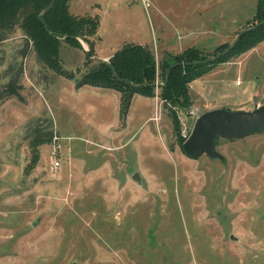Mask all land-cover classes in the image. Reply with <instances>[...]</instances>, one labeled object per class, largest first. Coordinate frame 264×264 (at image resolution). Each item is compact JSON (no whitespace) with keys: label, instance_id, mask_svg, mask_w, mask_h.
<instances>
[{"label":"rangeland","instance_id":"obj_1","mask_svg":"<svg viewBox=\"0 0 264 264\" xmlns=\"http://www.w3.org/2000/svg\"><path fill=\"white\" fill-rule=\"evenodd\" d=\"M201 2L232 3L229 26L250 15L224 46L256 22L257 0H69L68 10L100 17L97 53L104 56L123 38L155 48L185 42L186 15ZM208 36L212 45L222 33ZM62 49L60 67L71 78L99 66L93 55L81 64L79 51ZM151 49L157 67L163 54ZM199 50L204 58L219 52ZM160 75L156 68L155 103L133 99L128 126L114 131L117 101L74 92L19 28L0 42V264H264V129L217 137L221 159L190 157L180 142L207 110L264 105V40L189 83L188 107L159 98ZM45 129L51 141L33 148ZM90 139L123 145L101 149Z\"/></svg>","mask_w":264,"mask_h":264},{"label":"trees","instance_id":"obj_2","mask_svg":"<svg viewBox=\"0 0 264 264\" xmlns=\"http://www.w3.org/2000/svg\"><path fill=\"white\" fill-rule=\"evenodd\" d=\"M49 2L50 0H0V42L5 40L15 27L19 28L25 38L31 42L32 49L40 62L55 73L71 78V74L60 67V45L66 43L72 47H81L79 42V38H81L88 45L86 58L93 55V41L96 40L99 17L70 14L69 0H55L52 8L42 14ZM41 14L42 17L39 20L38 16ZM253 17L256 20L255 23L264 19V0H257ZM91 37H93L92 40H90ZM262 40H264V23L241 36L235 47L225 56L208 64L177 66L170 70L167 81H165L166 71L171 64L190 63L205 59L202 52L197 48H187L177 54L164 52L156 67L150 47L124 44L109 58L108 62L100 61L98 67L89 69L82 78L77 80V86L91 85L117 90L121 95L120 113L122 117H125L134 94L147 97L155 96L154 80L156 68H159L160 76L163 79L159 98L163 102L171 100L185 108L190 105L189 83L207 73L215 65L224 62L231 52L243 53ZM226 47L222 45L216 50L220 51ZM110 65L120 79L114 76ZM8 90L12 94H16V89L13 86L9 85ZM171 120L174 132L179 134V122L177 115L173 112ZM52 136V131L45 129L35 134L31 145L34 148L39 144L49 143ZM184 140V138H180L181 144Z\"/></svg>","mask_w":264,"mask_h":264},{"label":"crops","instance_id":"obj_3","mask_svg":"<svg viewBox=\"0 0 264 264\" xmlns=\"http://www.w3.org/2000/svg\"><path fill=\"white\" fill-rule=\"evenodd\" d=\"M211 4H214L213 2H201L198 3L197 5L194 6V8H192L193 10V14H190L191 12H189L185 18V20L187 21L188 25L186 29H184L185 31H183V33L186 35V41L185 42H180L176 45H162V47H157L155 48L152 44V41L148 40H141V38H123L122 40L119 41V43L117 44L116 48H114L113 50H111L110 52H108L106 55L101 56L97 53L98 50V46L100 45V41H101V36L98 33L99 29H100V17H99V25L97 28V32H96V43L94 45V52L95 55L94 56V60L100 62V61H108L109 58L116 52L118 51L124 44H136V45H142V46H148L150 48L156 49V52H158L159 50V55L163 54L164 52H168V53H172V54H177V53H181L183 50L187 49V48H197V49H216L222 45L225 44L224 41H226L227 39H229L230 35L232 34V31H235L236 29H238L245 21L246 19L250 16H245L244 19H236L233 20L234 22V26H229L228 22L231 21L230 18V11L228 10L230 9V7L234 6L232 3H227L224 4L226 6H223L222 3H220L219 5L216 3L214 7H210ZM197 6V8H196ZM254 12H255V8H254ZM254 12L252 14H254ZM196 14V15H195ZM251 14V15H252ZM209 22L211 25L212 23H215L212 29V27L207 26L206 23ZM227 24V26H226ZM222 33L221 38L218 39V41L215 44L212 45H207L205 44L204 38H206V36L208 37H212L213 36H218L219 34ZM183 36V34L181 35ZM180 36V37H181ZM81 47H72L66 43H62L60 45V48L62 49V51H65L66 48H74L76 51H79V53L81 54L82 57V63H84L86 60L85 56H86V52L88 51L86 44L83 42H80ZM60 48H59V59L63 57L62 55L60 56ZM60 61V60H59ZM63 69V68H62ZM66 71V69H63ZM210 71V70H209ZM203 76V75H202ZM63 78V77H62ZM200 78V77H199ZM69 81H71L72 87L74 88V92H80L83 90H86L88 93H90L91 97L96 100H114L115 102L117 101V109H118V125L115 127H111L110 130H114V131H122L127 125V123L129 122L130 118H131V113L133 111V104L134 101L133 99L137 98L138 96L141 97L139 98L138 101H141L140 104H144L143 102L146 101V99H148L149 101H154V97H147V96H143V95H139V94H134L131 97L130 100V105H129V109L128 112L126 114L125 117L121 116L120 113V108H121V95L117 90L111 89V88H104V87H98V86H91V85H83V86H77V80L75 78H66ZM198 79V78H196ZM195 79V80H196ZM193 80V81H195ZM192 81V82H193ZM191 82V83H192ZM148 104V103H147ZM150 103L148 105H146V107L149 109L150 108ZM99 112L103 114H105L107 112V109L103 111V107L101 106V108H99ZM148 120L151 119L150 117L147 118ZM152 120V119H151ZM109 130V132H110ZM61 134L65 137H68V141H70V136L62 133ZM70 143V142H69ZM90 143H92L93 145H97L99 146V148L101 149H107V150H114L117 149L119 147H121L123 145V143H120L118 145L115 144H108L106 142H100L94 140V139H90ZM73 148V147H72ZM89 150H92L91 147H88L87 150L85 151L86 154L89 153ZM110 157V156H109ZM106 159V158H105ZM75 165V164H74ZM136 174V173H135Z\"/></svg>","mask_w":264,"mask_h":264},{"label":"water","instance_id":"obj_4","mask_svg":"<svg viewBox=\"0 0 264 264\" xmlns=\"http://www.w3.org/2000/svg\"><path fill=\"white\" fill-rule=\"evenodd\" d=\"M54 2L55 0H50L42 14L47 13L52 8ZM42 14L38 16L39 20H41ZM263 23L264 19L246 29L240 30L234 40L225 49L219 51L214 56L190 63L176 62L171 64L166 71L165 81H167L170 70L177 66H183L185 64H208L225 56L235 47L241 36L256 29ZM110 67L114 76L120 79L112 65H110ZM260 129H264V105L258 106L250 111L228 110L225 108L210 109L203 112L195 119L190 133L182 143V149L190 157H198L202 154H206L210 158L221 159L222 156L215 150L214 141L217 137L226 140L242 139ZM133 179L138 180V175L134 174Z\"/></svg>","mask_w":264,"mask_h":264},{"label":"built area","instance_id":"obj_5","mask_svg":"<svg viewBox=\"0 0 264 264\" xmlns=\"http://www.w3.org/2000/svg\"><path fill=\"white\" fill-rule=\"evenodd\" d=\"M156 82H158V81H156ZM159 83V82H158ZM158 85H162V82L160 83V84H158ZM155 86H157V83L155 84ZM187 136H185V138H186ZM60 162L57 160V159H54L53 160V168L55 169V170H57V169H59L60 168Z\"/></svg>","mask_w":264,"mask_h":264}]
</instances>
